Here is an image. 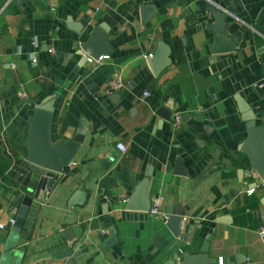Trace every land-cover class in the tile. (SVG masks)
Wrapping results in <instances>:
<instances>
[{
	"label": "crops",
	"instance_id": "0c3cea01",
	"mask_svg": "<svg viewBox=\"0 0 264 264\" xmlns=\"http://www.w3.org/2000/svg\"><path fill=\"white\" fill-rule=\"evenodd\" d=\"M210 3L233 15L230 38L240 42L222 60L213 53ZM142 4L157 8L146 24ZM71 22L84 27L77 32ZM102 22L111 28L110 51L102 54L109 59L80 65V43ZM162 45L171 63L158 76L146 73ZM263 52L264 0H0V259L18 210L29 111L60 89L54 143L74 136L84 121L86 139L51 190L33 199L11 263L182 264V255L199 252L208 236L216 264H264L258 234L264 187L247 193L262 179L252 169L255 146L248 141L252 129L264 140V123L246 120L236 100L264 118ZM117 74L126 85L114 92ZM113 93L120 94L116 104ZM161 108L171 119L159 127ZM176 115L183 119L179 129ZM150 168L148 194L163 197L161 214L125 210ZM76 190L85 191L86 200L71 207ZM173 210L193 226V244L166 226ZM109 223L118 238L110 248L101 240ZM65 230L73 232L72 241ZM235 254L241 261L229 262Z\"/></svg>",
	"mask_w": 264,
	"mask_h": 264
},
{
	"label": "water",
	"instance_id": "95a60500",
	"mask_svg": "<svg viewBox=\"0 0 264 264\" xmlns=\"http://www.w3.org/2000/svg\"><path fill=\"white\" fill-rule=\"evenodd\" d=\"M139 10L143 24H146L157 12V8L154 4H142ZM208 12H210L214 18V22L209 25V29L214 34L212 47L213 53L217 57L215 60H222V55L231 53L240 46L238 37L234 36L230 38V24L233 15L226 10V8L214 3L209 4ZM69 27L80 32L84 25L81 23L77 25L71 22L69 23ZM110 29V26L106 22H102L98 26L89 29L87 38L80 43V49L77 50V56L80 58V65L87 63V56L99 58L103 53L110 51V42L108 39ZM229 38L231 40H229ZM169 54L170 49L167 45L160 46L154 56L148 59L145 72L149 73V71H151L155 76H158L166 66L171 63ZM262 58L264 60V52ZM61 93L62 90L60 89L54 91L43 98L41 102L33 105L32 110L29 111V131L26 139L27 156L22 162V165L25 166V170H21L22 181H19L21 183L19 187L21 193L18 196V200L15 202L18 210L15 217V225L12 228L10 238L1 256L0 264L11 263V259L16 253L19 234L26 221L33 199L39 198L42 191H47L48 188L55 183L57 175L63 173L65 168L74 163L81 146L85 142L88 126L86 121L77 128L74 136L59 144L54 143L52 137V120L55 102L58 95ZM109 98L116 104L120 99V94H110ZM236 100L246 120L254 121L256 119H262L264 123V118L254 114L250 105L245 100L240 96L236 97ZM157 114L162 118L159 122V127L164 120L171 119V113L166 108H161ZM260 134V131H256L255 129L251 130V136L248 142L255 147L250 149L251 152L249 154L252 158V169L258 176L264 178V140L260 137ZM107 158L108 159L105 160L106 162L103 161L105 167H108L111 161L109 157ZM178 162L181 164V160H178ZM146 173L147 177L135 186L126 201L124 205L125 210L138 212H148L150 210L152 200L148 194L150 183L148 176L152 175L151 168ZM119 199V197H116V200ZM85 200L86 192L83 190H76L70 197L68 205L71 207L81 205ZM165 221L166 226L175 237L182 238V240L188 244H193L195 242L197 235L193 230V226H186L183 216L178 214L176 210H173ZM106 228L107 237L104 238L103 234L101 240L104 241L106 247L110 248L117 243L118 238L116 237L112 223L107 224ZM62 235L68 242L72 241L74 237L71 230L63 231ZM209 246L210 241L207 236L199 252L190 253L187 251L182 255V264H216L219 260L209 254ZM241 258L242 256L240 254H235L227 259L229 262H240ZM11 264H15V262L13 261Z\"/></svg>",
	"mask_w": 264,
	"mask_h": 264
},
{
	"label": "built area",
	"instance_id": "2783aa9c",
	"mask_svg": "<svg viewBox=\"0 0 264 264\" xmlns=\"http://www.w3.org/2000/svg\"><path fill=\"white\" fill-rule=\"evenodd\" d=\"M147 57L149 58L150 56H146V58ZM106 59H109L108 55H101V56H99V58H93V57L87 56V63L90 65H93L95 67L96 64H100L101 62H103ZM36 61H37V58L34 56L32 58V62H36ZM125 85H126V83H125L124 78L119 74L115 75L110 82L111 90L114 92H119L120 90H122L125 87ZM149 94H150L149 92H145V95H149ZM182 122H183L182 116L176 115L174 117V120H173V127L175 129L181 128ZM118 148L123 152L127 151V148L123 143H118ZM259 186L264 187V178L261 179L260 185L255 184L254 186L250 187L247 190V193L248 194H254L257 191ZM49 190H51V187H49L47 191H49ZM151 200H152L151 207H150V210L148 212L152 215H160L162 203H163V197L160 195H157ZM183 219L185 220V218H183ZM10 223L12 226L15 225V217L10 219ZM0 228H4V225L0 224ZM258 234L262 238H264V224H262L258 228ZM180 260H181V258L179 257L178 262H180ZM220 262H222V259H220Z\"/></svg>",
	"mask_w": 264,
	"mask_h": 264
}]
</instances>
